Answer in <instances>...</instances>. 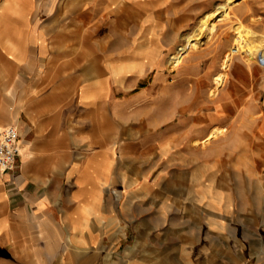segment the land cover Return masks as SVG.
<instances>
[{"label":"crops","instance_id":"crops-1","mask_svg":"<svg viewBox=\"0 0 264 264\" xmlns=\"http://www.w3.org/2000/svg\"><path fill=\"white\" fill-rule=\"evenodd\" d=\"M187 7L188 0H0V131L17 123L22 146L19 167L0 168V264H204L202 234L227 225L204 210L221 199L215 177L223 167L195 140L220 114L207 118L206 98L192 103L191 91L159 117L148 88L126 94L153 69L147 52L158 58L183 29ZM200 85L180 79L165 84V95ZM232 89L208 100L229 105ZM253 132L245 129V139ZM162 185L167 191L157 192Z\"/></svg>","mask_w":264,"mask_h":264},{"label":"rangeland","instance_id":"rangeland-1","mask_svg":"<svg viewBox=\"0 0 264 264\" xmlns=\"http://www.w3.org/2000/svg\"><path fill=\"white\" fill-rule=\"evenodd\" d=\"M225 1L188 0V7L183 10V29L178 28L176 38L161 50L158 58L147 52L144 58L150 59L151 66L154 67L143 77L140 86L126 90V94L148 88L152 96H157L156 105L153 107L159 116L164 114L165 108L172 101L179 99L181 93L187 92L190 94L192 92V103L196 99L197 104H200L206 98L208 102L204 105L206 109L219 112V118L211 121L214 124L206 126L204 133L199 135V138H204L195 141L207 145L206 147L202 145L206 156L215 157L222 164L223 169L215 177V183L223 190L220 194L221 199L214 201L215 208L212 203L206 201L204 210L210 213L218 212L223 217L222 222L227 225L220 234L203 233V238L208 242L205 248L199 249V252L204 253V264H264V121L260 119L264 114V68L261 65L264 63V0H236L229 5L225 14L215 20L213 27H206V24L201 26L205 23L204 16L215 8L216 3ZM180 19L179 16L178 20ZM247 26L256 33L251 44L256 48L261 46L257 49L253 66L244 63L248 56L246 51L240 52L235 49L239 45L238 29ZM193 31H202L198 35L197 44L188 50L179 63L171 64L169 57L177 46L185 41L186 35ZM228 53L234 54L239 64L233 62L226 68L223 67L222 60ZM161 71L163 75L156 78L157 73ZM186 71L190 72L188 76ZM222 73L226 80L224 79L222 86H217L216 79ZM178 74H181V78ZM186 78L190 81L199 79L200 87L178 89L173 93L172 99L165 95L167 90L164 88L165 84ZM231 86L234 97L237 98L231 104H220L217 99L212 103L208 100L216 98L218 92L222 91L223 95L226 88ZM214 91L215 94H211ZM143 108L141 112L144 111ZM180 113L171 121L159 120L157 127L166 128L178 120ZM215 126H225L227 129L224 133L205 141ZM250 126L254 131L252 141L244 137L245 129ZM246 144H255L252 151H249L250 148L248 150L244 148ZM166 148L164 146L161 150L163 152L161 156L168 154L169 150ZM159 159L156 168L158 181L162 177ZM181 179V173L173 170V180ZM209 189L208 186L204 187L205 196H212V190ZM165 191H167L165 185L157 189V192ZM176 191L180 193V186L178 190L174 189V192ZM226 193L231 194V199ZM180 203L173 202L174 213L180 210ZM212 241L217 248L211 246Z\"/></svg>","mask_w":264,"mask_h":264},{"label":"bare ground","instance_id":"bare-ground-1","mask_svg":"<svg viewBox=\"0 0 264 264\" xmlns=\"http://www.w3.org/2000/svg\"><path fill=\"white\" fill-rule=\"evenodd\" d=\"M236 0H226L225 2H218L215 5V8L208 12L204 17H205V23L201 24V26H204L206 24V27H213L215 25V20L222 16L223 14H225L226 10L228 9L229 5L234 3ZM203 17V18H204ZM204 21V20H203ZM242 26V25H240ZM247 27H241L238 29V36L237 39L239 40V45L236 46V50L242 52V51H246L247 52V57L245 58V64H248L249 66H253L255 57H256V53H257V49L261 48V46L259 48H256V46L254 47L251 43L253 42V40H255V31L248 28ZM210 30V29H209ZM247 30V31H246ZM202 31H193L190 32L186 35L185 37V41L180 43L177 48L174 50L173 54L169 57V62L173 65L179 63V61L186 55V53L188 52V50L195 46L197 44V38L199 33H201ZM259 35V34H258ZM260 38V37H259ZM263 50V49H262ZM241 54V53H240ZM243 57H245V55H241ZM259 57V55H258ZM263 57H264V50H263ZM261 58V57H260ZM239 59V58H238ZM244 59V58H243ZM258 59V58H257ZM262 61V60H261ZM233 62L239 64L237 62V60H235V56L232 53H228L224 56L223 60H222V64L223 67H227L230 64H232ZM234 63V64H235ZM242 63V62H241ZM263 63V62H262ZM262 67L264 68V63L262 64ZM243 64V63H242ZM244 65V64H243ZM251 75V74H250ZM224 73L220 74L217 79H216V84L217 86L220 85L222 86L223 82H224ZM226 80V79H225ZM217 89V88H216ZM218 92V91H217ZM211 94H215L214 92H211ZM218 94V93H217ZM216 94V95H217ZM214 98V97H213ZM159 111V110H158ZM208 113V109H206V113L205 116L207 118H209ZM163 114V113H162ZM159 116V115H158ZM185 119V118H184ZM258 125V124H257ZM227 129V128H226ZM225 126H215L213 129H211L210 133L208 134V136L204 139L205 141L210 140L212 138H214V136L219 135L221 133H224V131L226 130ZM197 140V139H196ZM201 140V139H200ZM204 142V141H203Z\"/></svg>","mask_w":264,"mask_h":264},{"label":"built area","instance_id":"built-area-1","mask_svg":"<svg viewBox=\"0 0 264 264\" xmlns=\"http://www.w3.org/2000/svg\"><path fill=\"white\" fill-rule=\"evenodd\" d=\"M21 129L17 123H10L0 131V168L15 170L19 165L22 146Z\"/></svg>","mask_w":264,"mask_h":264}]
</instances>
